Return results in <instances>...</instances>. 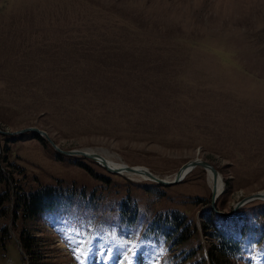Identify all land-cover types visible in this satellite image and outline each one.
<instances>
[{"label": "rangeland", "instance_id": "1", "mask_svg": "<svg viewBox=\"0 0 264 264\" xmlns=\"http://www.w3.org/2000/svg\"><path fill=\"white\" fill-rule=\"evenodd\" d=\"M28 126L161 178L206 159L230 211L264 191V0H0V129ZM26 134L0 133L10 193L52 186L71 199L32 219L4 203L0 264H32L23 231L43 264H211L208 218L240 238L248 219L228 263L264 264V200L223 219L201 166L167 187ZM174 212L194 231L185 242L166 237L160 216Z\"/></svg>", "mask_w": 264, "mask_h": 264}, {"label": "trees", "instance_id": "2", "mask_svg": "<svg viewBox=\"0 0 264 264\" xmlns=\"http://www.w3.org/2000/svg\"><path fill=\"white\" fill-rule=\"evenodd\" d=\"M26 136L27 134H22V137ZM35 136L44 141L43 137L39 135ZM0 173L2 177H4L2 180L0 178V214L4 212V203H10V201L15 199V215L18 214V211H21L24 218L32 219L47 211L54 210L60 198L62 200L65 199L63 191H57L52 186H46L44 189H37L35 191L22 192L19 195L15 193L11 194L10 191H12V189L10 188L7 174L1 169ZM4 180L5 182H3ZM3 184L6 188L1 189V185ZM172 215L173 217L171 219L166 217L165 221H167V223L170 222L173 230L178 234L177 241L179 243L187 241L194 234V231L190 229L191 225L187 224L183 226L184 224L182 223H185L183 214L174 212ZM262 216L264 215L255 219L257 224H264V217ZM208 219L209 225L203 224V228L206 233L205 235L211 240V246L208 249L209 260L211 264H229L228 260L241 254L245 248V243L243 239L234 236V233L232 234L228 229L216 225L211 218ZM255 229H258V226H256ZM3 231V236H0V248L7 239L6 230L4 229ZM244 234L246 233L244 232ZM20 241L24 252L30 256L32 264L45 263V256L40 252L41 246L39 247L41 240H39L38 237L36 238L35 234H28L23 231Z\"/></svg>", "mask_w": 264, "mask_h": 264}, {"label": "water", "instance_id": "3", "mask_svg": "<svg viewBox=\"0 0 264 264\" xmlns=\"http://www.w3.org/2000/svg\"><path fill=\"white\" fill-rule=\"evenodd\" d=\"M29 131H33L34 133H37L39 135H41L42 137L46 138L51 144L52 146L55 148V150H57L58 152L67 155H82L84 157H88L91 158L95 161H98L99 163H101L105 168H107L109 171L111 172H115V173H132V174H142V175H146V177L150 178L153 181H156L159 184L165 185V186H172L175 184H178L180 182L183 181L184 177L186 174H188L189 172H191L194 168H196L197 166H201L206 170H210V173L213 176V179L216 180L218 176H220V171L218 170V168L211 163L210 161L203 159L202 158H195L190 160L189 162H186L185 164H183L180 169L176 172V177H174L173 179H169V178H161L160 176L155 175L154 173H152L148 167H144V166H131L128 164H125L124 166H122V168L119 167H112L108 164L107 159L97 153V152H88L87 149H71V150H65L62 149L53 139L52 137L48 134V132L44 129H40L37 126H28V127H24L21 128L19 130L16 131H8V130H2L0 129V133L2 134H9V135H19V134H23ZM219 195H217L216 192V188H213V193H212V208L214 210V212L218 215L221 216H230L236 212V210H238L242 205H244L247 202L256 200V199H263L264 200V191H259L256 193H253L252 195H248L246 197H244L242 200L238 201L237 203H235L233 209L230 212H224L219 210V208H217L216 206V200L218 198Z\"/></svg>", "mask_w": 264, "mask_h": 264}, {"label": "bare ground", "instance_id": "4", "mask_svg": "<svg viewBox=\"0 0 264 264\" xmlns=\"http://www.w3.org/2000/svg\"><path fill=\"white\" fill-rule=\"evenodd\" d=\"M87 151H88V152H97V153L103 155V156L107 159L108 164H109L110 166H112V167H119V168H122V166L125 165V164H123L122 162L119 163L118 161L111 159V158L108 156V154H105V153H107V151H105L104 149L101 150V151H100V150H96V151H95V150H93V149L90 151V149H87ZM207 172H208V174H209V183H210L211 187H212V188L215 187V188H216L217 195H220V194L222 193L221 190L224 189L223 178H222L221 175H220V176L217 177L216 180H214L212 174L210 173V170H207ZM189 173H191V172H189ZM189 173H188V174H189ZM126 174L137 175V176H140V177H142V178H144V179L150 180V178L146 177V175H142V174H132V173H126ZM188 174H186L184 178H186V176H187ZM174 177H176V174L174 175ZM174 177H173V178H174ZM168 178H169V179H172V178H170V177H168ZM150 181H152V180H150ZM138 263H139V264H145V259L141 257V258L139 259V262H138Z\"/></svg>", "mask_w": 264, "mask_h": 264}]
</instances>
